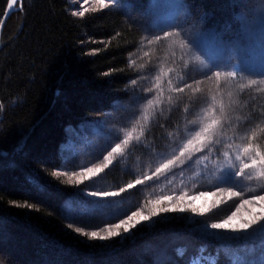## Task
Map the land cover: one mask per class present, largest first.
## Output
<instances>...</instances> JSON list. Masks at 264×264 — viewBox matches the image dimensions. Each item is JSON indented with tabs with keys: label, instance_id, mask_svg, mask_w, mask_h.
I'll return each mask as SVG.
<instances>
[{
	"label": "trees",
	"instance_id": "1",
	"mask_svg": "<svg viewBox=\"0 0 264 264\" xmlns=\"http://www.w3.org/2000/svg\"><path fill=\"white\" fill-rule=\"evenodd\" d=\"M7 1L0 0V18ZM90 1L92 7L80 11L71 0H22L2 30L0 264H191L193 259L198 264H264V221L237 232L210 227L244 200L255 204V197L264 195V181L235 175L223 155L227 151L231 163L239 164L235 155L245 143L238 138L242 128L225 125L224 142L231 148L217 144L207 158L197 152L167 176L126 187L151 176L186 129L194 127L188 121L203 115L204 105L191 114L192 91L170 92L169 79L172 87L186 82L195 88L202 81L198 95H207L209 102L212 95L221 99L217 71H237L230 84L264 81V0H105L103 8ZM169 32L173 35L163 39ZM156 37H161L158 43H148ZM161 68L173 71L162 75ZM157 83L160 89L147 91ZM220 88L227 105L223 78ZM160 90L163 102L145 126L140 114ZM233 99L237 103L228 110L233 124L237 115L251 111L259 116L264 109V92L246 89ZM137 120L133 137L143 127L140 142L133 139L123 157L114 156L102 172L77 183L80 177L73 174L107 156ZM257 143L264 148V135ZM225 172L234 179L225 183ZM228 191L241 195L229 199ZM202 192L207 197L191 206L204 210L203 215L162 212L103 241L73 230L99 231L133 211L148 215L149 201L173 197L156 205L167 207L182 194L193 200ZM245 209L239 208L238 215ZM253 215H261V207L244 220Z\"/></svg>",
	"mask_w": 264,
	"mask_h": 264
},
{
	"label": "snow or ice",
	"instance_id": "2",
	"mask_svg": "<svg viewBox=\"0 0 264 264\" xmlns=\"http://www.w3.org/2000/svg\"><path fill=\"white\" fill-rule=\"evenodd\" d=\"M20 0H9L7 4L8 11L5 12L4 18H0V26L3 25V19L7 17L9 12L13 10L15 6L18 5ZM97 3L101 8L106 7L105 0H97ZM75 14V13H74ZM83 15V12L79 13ZM173 33H166L163 39L167 40L169 36H172ZM176 35H179L178 33ZM161 37H156L155 40H149L148 43H158ZM181 48L187 47V44L181 43ZM145 56H148L149 53L145 52ZM183 59V58H181ZM132 65H135V61L131 62ZM143 66V65H142ZM186 67V66H185ZM173 69L169 68L167 72L164 71L163 68L160 69V73L162 75H167L168 72H172ZM215 80L217 82V91L221 95V99L218 101L216 95H212L209 97L207 95H198L202 93V89L199 87L202 81L197 82V86L193 88L192 84L184 83L183 86H175L172 87L171 80L169 79V91L174 93H184L186 89L192 91L193 96L195 97V101H189V103H194L195 107L192 110L191 114H196L201 111V105H204L202 111L203 115H199L196 120H189L188 123L194 125V127L186 129L187 135L181 136V143H179L172 152L171 156H168L162 160L161 163L155 168V171L151 176L145 174L143 179H135L134 183H129L126 187L127 189H132L136 185L143 184L146 180H152L153 177L159 179L161 175L167 176V173L171 172L174 168L180 167L184 165L188 161L192 160L193 155L197 152H204L205 157L207 158V153H210L212 149L220 144L222 147L231 148L232 145L230 143L224 142V137L226 136V128L236 129L242 128L243 131L238 134V138L245 141L242 146L239 147L238 153L235 155V160L239 162V164L231 163V158L228 155V152L225 151L223 155L226 159L229 160L228 167L234 169L235 175H239L245 179L251 180L253 178L264 181V148L257 143L259 137L264 135V109L261 110L259 116H256L253 112H249L247 116L237 115L235 117L237 123H232V117L229 114L228 110L233 109V105L237 103V100L233 99L235 95L237 99L245 94L246 89L254 90L256 93L264 92V87H261V84H264V81H257L255 79H249L247 83H235L230 84L229 81H236L237 79V71H227L220 72L217 71L214 73ZM223 78L224 83L228 86L227 96H228V104L226 105L223 100V89L220 88V82ZM184 77L180 76V80H183ZM156 80H160V75L156 76ZM160 89V84L157 83L155 85V89L153 87H149L147 89L148 92L152 93ZM233 89H237L238 91L234 92ZM163 91L160 90L153 98L147 99L146 104L143 108V111L140 114V120L144 122V125L147 126L150 124L151 120L156 116V110L159 108L161 103L163 102L160 97H162ZM172 96L168 97V103H172ZM251 99L254 101L256 96H252ZM2 108V105H0ZM218 108V111H217ZM184 111L186 113L189 112V105L186 104L184 107ZM162 114V113H161ZM140 120H137L132 127V130L126 131L124 133V138L120 140L119 143H116L114 147L111 148V151L107 156L103 157V161L101 164L95 165L94 167L87 168L83 173L73 174L75 176H79L76 182L80 183L83 179H88L90 175H95L98 172H102L104 168H107L112 164L114 156L125 155V150L132 146V141L135 139L137 143L140 142V138L144 136V128L140 129L139 136L133 137V132L136 130L135 125L140 124ZM219 151V149H217ZM200 157L196 158L195 162L200 161ZM190 166V165H189ZM63 173H56V175H62ZM73 176H69V182L72 181ZM221 179L228 183L229 181L234 179L232 172H225ZM261 188H264V184L260 185ZM126 189H121L124 191ZM97 193H92V195H96ZM100 195L108 196V195H118V193H100ZM185 194L180 195L176 198L175 203H169L167 207L157 208L156 205L163 203L164 201H172L173 197L165 196L161 197L155 201H149V203L153 204V208L150 210L148 215L142 216L141 211H133L131 215H128L126 219H120L119 223H111L108 227L102 228L99 231H84L81 227H75L73 230L79 233L82 236L87 237L90 240H109L114 237H118L121 235L119 229L123 228L124 233L129 232L130 228H135L138 223L141 222V219L144 221H149L152 217L159 215V213H168V212H184L191 211L193 213H197L200 215L204 214V210L198 209L195 206H186L183 202ZM207 193H200L199 197H193V200L206 198ZM212 195H216L212 193ZM239 192H227V196L231 199L233 196H240ZM253 204L252 200H244L242 204H240L239 208H243L245 205L251 206ZM255 204L260 205L261 207V215L255 216L253 215L251 219L241 220L238 224H234L233 221L239 219V208L235 212H232L231 215H228L226 219H224L220 223H212L210 227L212 229H227L233 232L244 231L250 228L253 224L258 221H264V195H258L255 197ZM16 207H31V205L24 204H15ZM69 227L72 228V224L69 223ZM262 229H264V225H262Z\"/></svg>",
	"mask_w": 264,
	"mask_h": 264
},
{
	"label": "rangeland",
	"instance_id": "3",
	"mask_svg": "<svg viewBox=\"0 0 264 264\" xmlns=\"http://www.w3.org/2000/svg\"><path fill=\"white\" fill-rule=\"evenodd\" d=\"M73 5L78 8L80 11H84V10H88L92 7V3L90 0H71ZM103 161V158H101L100 160L99 159H96L94 161H90L88 163L87 166H84V168H82L83 172L87 169V168H90V167H94L95 165H98V164H101ZM187 170H189V168L187 167ZM81 172V173H83ZM99 173V172H98ZM96 173V174H98ZM68 174V173H67ZM76 174H79V173H76ZM91 176V175H90ZM87 195H90V194H87ZM190 200L191 202L187 205V206H191L192 204L195 203L194 200H192V198H184L183 201H188ZM260 207V205H257V204H253L251 206L249 205H246V209L245 210H241V214L239 215V219L236 220V221H233L234 224H238L241 220H244V216L247 215L248 212H254L256 210H258V208ZM249 208V211H246L247 209ZM189 212V211H187ZM249 214H252V213H249ZM197 259H193V261H191V264H198V262H196Z\"/></svg>",
	"mask_w": 264,
	"mask_h": 264
},
{
	"label": "water",
	"instance_id": "4",
	"mask_svg": "<svg viewBox=\"0 0 264 264\" xmlns=\"http://www.w3.org/2000/svg\"><path fill=\"white\" fill-rule=\"evenodd\" d=\"M21 1H22V0H20V2L18 3V5L21 4ZM8 3H9V0L7 1V4H8ZM7 11H8V9H7V5H6V8H5V11H4V13H3L2 18H4V14H5V12H7ZM14 11H15V7L13 8V10H11V11L9 12V14L7 15V17H6L5 19H3V25L0 26V37H1L2 30H3V28H4V26H5L6 22H7L8 17H9V16L12 14V12H14Z\"/></svg>",
	"mask_w": 264,
	"mask_h": 264
}]
</instances>
